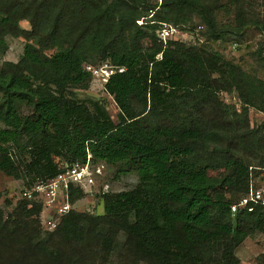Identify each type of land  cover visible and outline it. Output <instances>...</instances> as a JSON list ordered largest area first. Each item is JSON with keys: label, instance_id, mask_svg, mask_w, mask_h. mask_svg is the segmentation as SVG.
I'll return each instance as SVG.
<instances>
[{"label": "trees", "instance_id": "16d2710c", "mask_svg": "<svg viewBox=\"0 0 264 264\" xmlns=\"http://www.w3.org/2000/svg\"><path fill=\"white\" fill-rule=\"evenodd\" d=\"M244 1L227 0L237 8L230 30L236 36L246 26ZM212 5L0 0V53L7 37L26 41L19 61L0 69V173L28 188L90 154L93 164L138 178L131 190L101 195L103 214L72 210L62 217L53 230L61 246L40 240V204L19 200L4 221L0 211V264H89L94 250L128 251L144 264H240L235 249L264 233V206L231 211L247 193L250 174L264 169V157L257 165L242 157L264 154V121L253 129L248 121L250 108L264 112V79L217 52L176 41L164 47L154 35L160 23L179 26L198 17L211 38H220ZM255 26L264 34V21ZM262 53L256 55L264 71ZM89 57L125 69L103 86L118 109L117 123L105 102L71 92L89 87ZM221 91L237 93L239 113L220 101ZM83 197L70 189L72 205Z\"/></svg>", "mask_w": 264, "mask_h": 264}, {"label": "rangeland", "instance_id": "374dc122", "mask_svg": "<svg viewBox=\"0 0 264 264\" xmlns=\"http://www.w3.org/2000/svg\"><path fill=\"white\" fill-rule=\"evenodd\" d=\"M151 2H158L159 4L160 0H151ZM241 6L243 11L242 16L246 26L242 29L240 35L236 36L230 32L236 22V6L230 5L227 0H213L214 23L216 29L220 33V38H211L210 31L205 24L202 23L198 17H193L191 22L185 25L177 26L167 23L177 29V33L171 41L193 46L201 51L217 52L224 60L239 65L250 75H254L263 80L264 71L261 67L260 58L257 57L256 54L259 49L264 50V34L255 26V22L264 21V0H245ZM150 16L147 18H150ZM19 25L24 30L31 29L28 21H21ZM137 25L139 24L137 23ZM154 35L157 40L156 31ZM6 42L8 44L7 49L0 53V69L8 62L17 63L22 55L24 44L26 43L23 38L11 37H7ZM54 52L55 50L51 49L44 53L47 56H51ZM261 55H264V53ZM88 59L94 61H90V63H86L84 66H89L93 69L102 70L104 65L108 64L106 60L100 61L97 58L90 57ZM103 86L104 84L101 81V77L97 75L92 76V81L87 89H72L71 92L80 100L90 98L105 102L107 113L112 121L117 123L118 109L113 98L104 92ZM218 97L220 101L234 107L238 113L240 112L241 103L236 92L221 91ZM18 109L23 115H28L30 112L24 105H20ZM248 121L250 129L257 127L264 121V112L250 108L248 110ZM2 128H4V126L0 123V129ZM254 148L255 146L253 149ZM257 151L258 150L255 152ZM250 152L254 153L253 150ZM242 157L247 164L257 165L259 162L258 160L263 159L264 154L258 155L257 160L255 159L256 156H253V154L249 152H245ZM55 162L60 163V160L55 159ZM263 171L264 169L258 171V174H264ZM213 173L211 175H215V173ZM97 183L98 191L97 188H93L91 192L84 193V197L74 204V211L93 216L103 214L99 190H102V188L106 186L109 193L128 191L136 186L138 178L133 173L120 175L116 172L114 167L106 166L104 168L103 178ZM26 188L27 186L22 181L13 180L0 173V211L3 213V221L12 213L17 202L22 200L21 193ZM222 192L225 196H229L228 189H223ZM37 219L40 240L50 241L52 247L61 246L59 238L55 236L56 234L42 226L40 217ZM92 252L89 254V264H144L134 258L128 251L115 250L111 256H102L96 250ZM234 253L240 264H264V233H255L247 237L235 249Z\"/></svg>", "mask_w": 264, "mask_h": 264}, {"label": "built area", "instance_id": "2783aa9c", "mask_svg": "<svg viewBox=\"0 0 264 264\" xmlns=\"http://www.w3.org/2000/svg\"><path fill=\"white\" fill-rule=\"evenodd\" d=\"M137 23L143 24L142 20L137 21ZM176 33L177 29L167 23H160L156 29L157 40L164 47L174 38ZM84 70L91 73L92 76L99 75L103 84L111 75L125 71L123 67L112 66L109 63L105 64L102 70L93 69L89 66H84ZM90 160L91 155L87 154L85 163L64 165L55 177L48 180L37 179L30 187L23 190L21 199L41 205L39 217L43 227L50 231L55 230L62 217L74 210V204L69 202L70 189L89 193L93 188H97V182L103 178L106 165L104 163L93 164ZM107 189L104 186L102 190H99V194L104 195L108 192ZM254 206H264V174H250L247 193L237 205L231 208V211L233 213L241 209L252 211Z\"/></svg>", "mask_w": 264, "mask_h": 264}]
</instances>
